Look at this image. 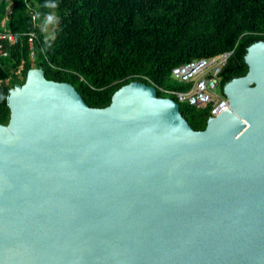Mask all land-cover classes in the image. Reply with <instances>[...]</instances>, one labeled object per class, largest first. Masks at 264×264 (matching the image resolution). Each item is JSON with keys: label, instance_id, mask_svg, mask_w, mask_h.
I'll use <instances>...</instances> for the list:
<instances>
[{"label": "water", "instance_id": "water-1", "mask_svg": "<svg viewBox=\"0 0 264 264\" xmlns=\"http://www.w3.org/2000/svg\"><path fill=\"white\" fill-rule=\"evenodd\" d=\"M193 130L142 82L90 108L31 69L0 124V264H264V41Z\"/></svg>", "mask_w": 264, "mask_h": 264}, {"label": "trees", "instance_id": "trees-1", "mask_svg": "<svg viewBox=\"0 0 264 264\" xmlns=\"http://www.w3.org/2000/svg\"><path fill=\"white\" fill-rule=\"evenodd\" d=\"M11 1L3 25L9 4L0 0V33L21 39L14 45L0 41L6 53L0 55V81L13 80L0 89V124L9 121V91L23 85L31 69L71 84L90 108L102 109L132 82L153 85L159 98L168 97L159 89L185 91L170 79L172 68L232 51L224 87L247 74V48L264 41V0H28L37 7L34 22L24 0ZM30 33L36 37L33 58ZM179 111L193 130L205 129L207 110L180 105Z\"/></svg>", "mask_w": 264, "mask_h": 264}, {"label": "built area", "instance_id": "built-area-1", "mask_svg": "<svg viewBox=\"0 0 264 264\" xmlns=\"http://www.w3.org/2000/svg\"><path fill=\"white\" fill-rule=\"evenodd\" d=\"M24 2L28 14L34 22L36 19L37 7L36 5H31L28 0H24ZM8 4L6 21L11 15L13 8L11 0H8ZM27 36L28 45L30 47L29 57L33 58L36 37L34 33L27 34ZM20 39V34L9 31L0 33V41H4L9 45L16 44ZM0 55H6V53L3 52L1 43ZM231 55L232 51H229L210 57L194 59L175 66L170 72V79L185 85L187 89L185 91L159 90L168 95L169 98L172 96L173 100L179 105H187L195 109L207 110L209 118L217 117L223 111H227L230 108L229 102L222 92V72L226 68Z\"/></svg>", "mask_w": 264, "mask_h": 264}, {"label": "rangeland", "instance_id": "rangeland-1", "mask_svg": "<svg viewBox=\"0 0 264 264\" xmlns=\"http://www.w3.org/2000/svg\"><path fill=\"white\" fill-rule=\"evenodd\" d=\"M17 80H18L19 82L22 83L23 80H24V78L21 77L20 75H18ZM12 84H13V80H6V81H4V82H1V81H0V89H1L2 87H11Z\"/></svg>", "mask_w": 264, "mask_h": 264}, {"label": "crops", "instance_id": "crops-1", "mask_svg": "<svg viewBox=\"0 0 264 264\" xmlns=\"http://www.w3.org/2000/svg\"><path fill=\"white\" fill-rule=\"evenodd\" d=\"M5 18H6V17H5ZM5 23H6V20L4 19L2 24L4 25Z\"/></svg>", "mask_w": 264, "mask_h": 264}]
</instances>
